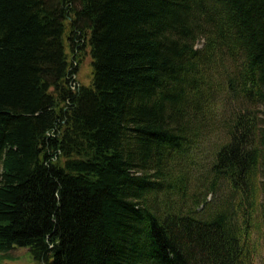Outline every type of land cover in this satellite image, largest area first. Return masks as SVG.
Masks as SVG:
<instances>
[{
	"label": "trees",
	"instance_id": "16d2710c",
	"mask_svg": "<svg viewBox=\"0 0 264 264\" xmlns=\"http://www.w3.org/2000/svg\"><path fill=\"white\" fill-rule=\"evenodd\" d=\"M258 107L264 0H0V252L253 264Z\"/></svg>",
	"mask_w": 264,
	"mask_h": 264
},
{
	"label": "rangeland",
	"instance_id": "374dc122",
	"mask_svg": "<svg viewBox=\"0 0 264 264\" xmlns=\"http://www.w3.org/2000/svg\"><path fill=\"white\" fill-rule=\"evenodd\" d=\"M79 43V42H78ZM76 45L74 46V50ZM72 47H69V53H72ZM92 66L91 58L85 55L83 63L79 68L76 79L78 82L85 86H90L92 82ZM260 116L264 117L263 107L257 108ZM212 144H205L204 150L210 153ZM201 165H205L209 161V155L203 154ZM200 172V169H196ZM212 199H209L211 202ZM214 200V199H213ZM255 227L252 235L253 246L255 248V256L253 259V264H264V220L260 216L256 217ZM0 264H43L34 259V256L29 248H16L8 253L0 252Z\"/></svg>",
	"mask_w": 264,
	"mask_h": 264
}]
</instances>
